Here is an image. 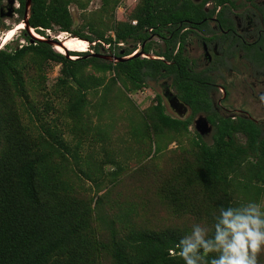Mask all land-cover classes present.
Listing matches in <instances>:
<instances>
[{
  "label": "trees",
  "instance_id": "obj_1",
  "mask_svg": "<svg viewBox=\"0 0 264 264\" xmlns=\"http://www.w3.org/2000/svg\"><path fill=\"white\" fill-rule=\"evenodd\" d=\"M118 1L101 0L75 25L70 5L83 12L89 0H30L28 27L43 39L23 27L25 43L0 47V264H183L169 250L178 253L193 223L210 227L220 206L261 203L264 135L249 119L213 112L203 83L194 80L201 73L188 69L182 46L174 52L171 43L178 22L204 15L201 5L138 0L124 16L115 14ZM16 2L23 20L26 0ZM55 27L86 40L90 52L56 50L46 41ZM150 36L162 45L153 48ZM103 43L118 60L99 57ZM138 45L156 57L130 56ZM49 62L59 64L51 87ZM163 78L188 106L186 116L167 114L159 94L142 110L130 106L124 125H93L86 115L87 95L97 88L103 113L113 91L130 103L128 93ZM197 112L212 124L210 143L189 134ZM110 129L125 130L129 141L103 149V158L81 150L83 134ZM117 155L134 160L121 165ZM106 163L113 167L106 170Z\"/></svg>",
  "mask_w": 264,
  "mask_h": 264
},
{
  "label": "flooded vegetation",
  "instance_id": "obj_2",
  "mask_svg": "<svg viewBox=\"0 0 264 264\" xmlns=\"http://www.w3.org/2000/svg\"><path fill=\"white\" fill-rule=\"evenodd\" d=\"M191 1L201 5L204 15L175 25L169 35L174 52L182 46L188 69L201 73L202 80H194L203 83L213 112L249 119L264 135V0ZM153 38L162 45V38L149 37ZM193 45L196 52L192 56ZM163 94L168 99L172 92L165 88ZM168 104L177 114L189 113L182 102ZM199 113L203 112L194 116ZM202 121L206 129L212 127L204 114L195 120L196 131L200 132L197 126Z\"/></svg>",
  "mask_w": 264,
  "mask_h": 264
},
{
  "label": "rangeland",
  "instance_id": "obj_3",
  "mask_svg": "<svg viewBox=\"0 0 264 264\" xmlns=\"http://www.w3.org/2000/svg\"><path fill=\"white\" fill-rule=\"evenodd\" d=\"M101 0H89L86 9L81 12V10H79L74 4H71L69 9L71 11L73 20L75 25H79L82 21V14L84 12H87L89 10H92L94 8H96L97 6H99ZM138 0H119L118 4L116 6L115 9V14L119 15H126V9H128L132 4L136 3ZM6 0H2L1 1V5H5ZM17 2L15 4V7H17ZM14 7V8H15ZM20 20V21H19ZM21 19H19V15L18 13H16L14 11V14L11 17H1V22L2 24L0 25V45L2 44V42H4V39L7 36L8 32H12L15 30L16 26L21 25ZM22 26V25H21ZM23 28H18L17 30H15L14 32H12V34L9 36V38L5 41V43L9 42L11 45L15 46L17 44H23L25 43V39L23 38V33L21 32ZM10 30V31H8ZM55 30V31H54ZM54 30H46V35L50 36L51 38H57L58 39H63L65 36H68L69 33H62L57 30V27H55ZM28 32L31 34L32 38H36L34 35L37 36V38H42L44 36H40L38 34H36L34 32V34L32 33V31L30 30V28L28 29ZM39 36V37H38ZM72 37V36H71ZM70 38V37H69ZM153 42V48H157L160 47V43L158 40H156L155 38L152 39ZM123 45V44H122ZM3 46V45H1ZM0 46V47H1ZM121 46V45H120ZM55 48V47H54ZM139 48V46H138ZM56 49V48H55ZM56 50H60V52L64 51L60 48L56 49ZM69 50V49H68ZM73 51H79V50H73ZM85 51L90 52V48L88 46L85 47ZM113 50L110 48H106V45L102 44V48L100 49V54L99 57L101 58H105L106 60L109 59H113L111 52ZM192 51V56L194 55V53L196 52V46L193 45L192 49L190 50ZM134 52V51H132ZM131 52V54H132ZM147 53L141 54L140 56H146V57H155V54H153L152 51H150L147 55ZM59 64L54 63V62H49L46 65V84L48 86H52L54 84V81L57 77V75L59 74ZM105 78H107L109 76V73H106ZM170 81L167 78H163V79H159V80H147L145 86L141 89L138 90L136 92H131L128 93L129 97L132 99L133 102L128 103L124 98L121 102H119L115 95L117 94L115 91H113L112 93L109 94V97L112 99L106 102V106L104 109V112L102 113V104L99 103V99H98V94H99V88H97V92H89L88 93V102L90 103V105L87 108L86 111V115L88 116V118H91V122L93 125H108V124H121L124 125L125 124V120L127 118V116L131 113V111L133 109L130 108V106H134L137 110H142L144 108H146L152 101L153 97L155 96V94H159L162 97V103L164 105V109L165 112L171 116H179V117H183L186 115V113L184 114H177L168 104V101L166 99V97L163 94V91L165 88H169ZM57 106L59 108V110H63L64 107L66 106L65 102L61 99V101L56 102ZM117 109H119V112L121 109H124V116H121L120 114L118 115V111ZM117 114V115H116ZM121 117V118H120ZM125 118V120H124ZM197 118L203 119L204 118V113H199L196 116H194L193 120H191V123L189 124L188 128H189V134H194L196 131V127H195V120ZM121 120V121H120ZM213 128L208 126V129H206V131L200 133L198 131V133H200L199 135L201 136V138L206 142V143H210L211 142V134H212ZM124 132L122 131H118V130H108V132H103V133H87V134H83V140H82V151H86L88 150V148L90 149V151H96L97 152V157L98 158H103L104 157V153L103 149L105 150L106 148H114L112 145L117 144L120 145L121 142H123L124 140H128L129 141V136H127ZM64 137L67 140H72V143L75 140V138L73 139V135L70 133H66L64 135ZM92 137L96 138L94 141H92ZM176 141H172L168 144L167 148L168 150L171 148H174L176 146ZM114 153H111V157L113 159ZM127 157H130L126 160L123 158L122 160V156L117 155V161L121 163V165H125L127 162H131L134 160V157H131L130 155H126ZM116 158V157H115ZM158 165L160 164V162L157 163ZM149 167H153L155 166L154 163L152 162L151 164L147 165ZM113 167L112 163H106L105 169H109ZM147 171V170H145ZM151 173V171H147L145 174V178L148 177V175ZM261 203H264V190L262 192L261 195Z\"/></svg>",
  "mask_w": 264,
  "mask_h": 264
},
{
  "label": "clouds",
  "instance_id": "obj_4",
  "mask_svg": "<svg viewBox=\"0 0 264 264\" xmlns=\"http://www.w3.org/2000/svg\"><path fill=\"white\" fill-rule=\"evenodd\" d=\"M86 44L89 47L87 41ZM139 49L140 46L133 53ZM176 249L178 253L170 249L169 255L178 254L183 264H258V256L264 251V203L220 206L210 227L193 223ZM210 253L215 255L209 257Z\"/></svg>",
  "mask_w": 264,
  "mask_h": 264
},
{
  "label": "water",
  "instance_id": "obj_5",
  "mask_svg": "<svg viewBox=\"0 0 264 264\" xmlns=\"http://www.w3.org/2000/svg\"><path fill=\"white\" fill-rule=\"evenodd\" d=\"M195 1H197V0H195ZM15 4H16V0H6L5 5L0 6V17H11L14 14ZM29 4H30V0H26V2H25V10H24V19L21 21L23 23V25H24L23 27L25 29H29L28 23H27V18H28V15H29V10H28L29 9ZM59 34H60V31H59ZM68 36L71 37V35H69V34H68ZM38 39H43V38H38ZM46 41L49 42L50 44H52L54 47H55V45H61V43H62V41H60L57 38V36H56V38H51L50 36H47ZM62 49H63L64 53L66 54L68 49H66L65 47H62ZM142 53H143L142 50L139 49L137 52L133 53L130 56L140 55ZM123 58H125V57H123ZM116 60H118V59L116 58L114 61H116ZM167 98H168L167 99L168 102L171 105H177V104L181 105L180 102L176 99L175 96L169 94V95H167ZM197 127L199 128L200 132L206 131V124L203 121L201 122L200 125L198 123Z\"/></svg>",
  "mask_w": 264,
  "mask_h": 264
},
{
  "label": "bare ground",
  "instance_id": "obj_6",
  "mask_svg": "<svg viewBox=\"0 0 264 264\" xmlns=\"http://www.w3.org/2000/svg\"><path fill=\"white\" fill-rule=\"evenodd\" d=\"M21 25L16 26L15 30H17L18 28H21V27L23 28L24 25H23L22 22H21ZM8 31H10V30H8ZM14 31H12V32H14ZM12 32L10 31V32L7 33V36H6V38L4 39V42H2L1 45H3L5 43V41L9 38V36L12 34ZM32 33L34 34L33 31H32ZM64 33H66V32H64ZM34 36H36V35H34ZM69 37L70 36H65L63 39H59L60 41H62V43H61V45H55V48L56 49H58V48L62 49V47H65L66 49H69V50H85V47L87 46L86 40L81 39V38H77V37H73V36L70 37V38Z\"/></svg>",
  "mask_w": 264,
  "mask_h": 264
},
{
  "label": "built area",
  "instance_id": "obj_7",
  "mask_svg": "<svg viewBox=\"0 0 264 264\" xmlns=\"http://www.w3.org/2000/svg\"><path fill=\"white\" fill-rule=\"evenodd\" d=\"M131 23L132 24H135V20H132L131 21ZM95 42H91V44H94ZM119 45H122V43L120 42V43H118ZM104 45H106V48L108 47V45L107 44H104ZM133 53V52H132ZM115 60V59H114Z\"/></svg>",
  "mask_w": 264,
  "mask_h": 264
}]
</instances>
